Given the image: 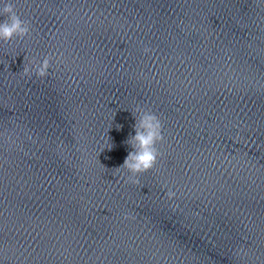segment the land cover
Instances as JSON below:
<instances>
[{
  "label": "clouds",
  "instance_id": "1",
  "mask_svg": "<svg viewBox=\"0 0 264 264\" xmlns=\"http://www.w3.org/2000/svg\"><path fill=\"white\" fill-rule=\"evenodd\" d=\"M0 17H4L0 21V40L7 43L13 39H23L30 34L29 22L21 19L14 4H4L3 8L0 9ZM148 51L149 49H145V52ZM50 67L51 57L45 56L42 60L33 61L30 66L23 67V72L29 77L34 74L38 78H45L49 75ZM131 112L135 118L133 126L135 134H130L125 141L130 146L131 151L117 169H126L129 173L128 179L138 183V180L134 178L151 170L157 163L158 157L161 155L157 144L163 142L164 135L163 125L159 117L150 109L137 105ZM166 195L171 199L175 193L169 190ZM124 219H128V216L125 215Z\"/></svg>",
  "mask_w": 264,
  "mask_h": 264
}]
</instances>
